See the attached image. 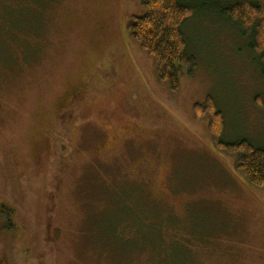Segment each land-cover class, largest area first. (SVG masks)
Here are the masks:
<instances>
[{"label": "rangeland", "instance_id": "374dc122", "mask_svg": "<svg viewBox=\"0 0 264 264\" xmlns=\"http://www.w3.org/2000/svg\"><path fill=\"white\" fill-rule=\"evenodd\" d=\"M200 9L174 97L129 37L137 0H0V264H264V188L194 115L212 97L224 143L264 148V75Z\"/></svg>", "mask_w": 264, "mask_h": 264}, {"label": "trees", "instance_id": "16d2710c", "mask_svg": "<svg viewBox=\"0 0 264 264\" xmlns=\"http://www.w3.org/2000/svg\"><path fill=\"white\" fill-rule=\"evenodd\" d=\"M145 8V14L134 16L128 25L130 39L152 59L158 81L170 94L180 92L181 74L194 76L197 69L195 57L187 53V42L182 26L188 19L200 13L201 4L216 7L218 16L240 28L241 35L249 39V48L261 65L264 75V0H137ZM17 7H11L10 10ZM9 10V18H14ZM16 20V19H15ZM6 17L0 20V34L7 33ZM13 28L14 24H13ZM14 32L13 30L11 31ZM195 118L207 120L213 143L219 150L236 157V169L255 188H264V148H256L243 140L227 144L221 140L224 118L212 97L206 105H195ZM0 217H5L14 231V210L0 206ZM157 232V231H156ZM158 234L161 231L158 230ZM160 248V240L154 242ZM171 245H182L181 241Z\"/></svg>", "mask_w": 264, "mask_h": 264}]
</instances>
